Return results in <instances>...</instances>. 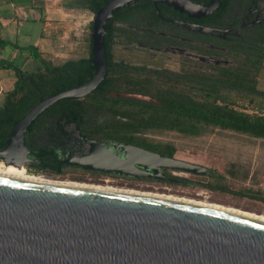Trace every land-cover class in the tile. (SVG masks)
Here are the masks:
<instances>
[{
  "label": "water",
  "instance_id": "95a60500",
  "mask_svg": "<svg viewBox=\"0 0 264 264\" xmlns=\"http://www.w3.org/2000/svg\"><path fill=\"white\" fill-rule=\"evenodd\" d=\"M131 1L137 0H108L94 14V74L82 84L42 96L15 122L0 151L5 164L10 156L24 155L25 130L41 112L58 100L89 94L103 80L105 24L114 10ZM150 1L197 17L211 13L219 2ZM120 147L121 158L92 144L88 159L113 161L119 165L115 170L133 176L151 169L161 178L162 167L196 175L210 170L141 146ZM0 264H264V220L187 200L0 173Z\"/></svg>",
  "mask_w": 264,
  "mask_h": 264
},
{
  "label": "flooded vegetation",
  "instance_id": "af4514ba",
  "mask_svg": "<svg viewBox=\"0 0 264 264\" xmlns=\"http://www.w3.org/2000/svg\"><path fill=\"white\" fill-rule=\"evenodd\" d=\"M107 22L103 80L89 94L58 100L41 112L25 130L24 155L8 157L6 165L16 167L21 162L30 174L87 184L127 180L186 183L190 178L181 175L184 171L167 167L156 178L151 169L144 176H133L115 170L119 165L113 161L91 162L92 144L120 158L124 155L121 144L176 156L142 142L140 130L129 125L139 115L135 108L141 105L147 110L142 113H150L153 107L172 101L200 98L205 95V83L219 79L221 72L235 71L245 56L256 59L263 71L264 0H219L211 13L198 17L164 2L137 0L113 11ZM90 56L88 48L78 57L52 64L65 67L69 74L64 80L70 83L76 79L71 67ZM38 72H24L25 78ZM39 95V99L46 96L41 89ZM18 119L0 120V151ZM99 154L104 158V153ZM0 162L5 164L2 158Z\"/></svg>",
  "mask_w": 264,
  "mask_h": 264
},
{
  "label": "rangeland",
  "instance_id": "374dc122",
  "mask_svg": "<svg viewBox=\"0 0 264 264\" xmlns=\"http://www.w3.org/2000/svg\"><path fill=\"white\" fill-rule=\"evenodd\" d=\"M24 2L30 4L31 0ZM81 2L82 0H45L46 7L53 9L56 15L46 19L43 16V21L49 22L44 28L42 21L33 19L34 15H41L39 8L24 7L18 0H14L16 8L11 5L5 14H0V38L10 39L26 47L36 41L40 44L42 35L45 41L41 44V49L44 51L40 52L46 61L59 64L67 58L78 57L89 48L87 37L91 33L90 23L94 18V13L81 7ZM16 13L22 19L26 15L24 20L10 22L9 16L14 18ZM10 24V32H7ZM30 27L33 28L29 29ZM25 58V53L19 54L11 59V63L23 68L25 73L43 70L38 60L30 57V61L26 62ZM9 72L12 79L16 78L14 69ZM3 74L4 72L0 77ZM257 80L258 88L264 91V70L260 71ZM8 82H0V108L12 102L6 98V93L13 88ZM231 98L236 101L237 108L249 112H264V107L249 104L248 98L234 92L231 93ZM140 133L153 143L172 145L178 158L202 164L212 171L205 175L181 172L182 176L190 178V183L127 180L108 184L207 200L264 215V138L216 126L207 127L200 135L158 128L145 129Z\"/></svg>",
  "mask_w": 264,
  "mask_h": 264
},
{
  "label": "trees",
  "instance_id": "16d2710c",
  "mask_svg": "<svg viewBox=\"0 0 264 264\" xmlns=\"http://www.w3.org/2000/svg\"><path fill=\"white\" fill-rule=\"evenodd\" d=\"M107 1L82 0L81 7L95 14ZM90 29L92 30V21ZM106 29H108V22L105 24ZM90 34L87 37L89 48H91ZM28 48L33 53V57L42 64V71L29 75L30 78L26 79L27 74L18 66L12 63L0 66L14 69L17 75L14 87L6 93V98L12 101L11 104L0 108V120L4 122L10 118L16 120L30 110L39 100V89L47 96L72 87L76 83L86 82V76L94 72L92 56L82 59L81 62L71 67L76 79L68 83L64 78L69 72H65L66 69L63 65H54L52 62L46 61L34 45H29ZM252 58L251 56L242 57L235 71L221 72L219 79L205 83L203 88L205 95L200 98L189 101H172L161 108L153 107L150 113H142L147 110H144L141 105L137 106L135 110L138 111L139 115L133 118L134 122H130L129 125L140 131L158 128L176 130L187 135H200L207 127L216 126L221 129H230L264 138V112H249L237 108L235 106L236 101L231 98V93L234 92L236 95L248 98L249 104L264 107V91L257 86L260 69L256 59ZM63 101L70 100L64 99L58 102ZM141 138L142 142H147L155 150L168 155L175 153V148L172 145L156 144L142 135ZM190 182L191 180H188L186 183Z\"/></svg>",
  "mask_w": 264,
  "mask_h": 264
},
{
  "label": "crops",
  "instance_id": "0c3cea01",
  "mask_svg": "<svg viewBox=\"0 0 264 264\" xmlns=\"http://www.w3.org/2000/svg\"><path fill=\"white\" fill-rule=\"evenodd\" d=\"M24 1L23 0H18V3L19 4H23L24 7L39 8L41 10V15L40 14H36V15H34L33 19H35L34 21H37V20L42 21L43 24H44V28L47 25V23H49V22H46V21L44 22L43 21V16L45 15L44 19H46V18H51V16H55L56 15V13H55V11L53 9L46 7L45 0H31L30 4L27 3V2H24ZM27 1H29V0H27ZM13 3H14V0H10V2H8L7 0H0V14H2V15L5 14L7 12V10L11 7V5H14V8H16V4H13ZM10 16H9L10 22L11 21L14 22V21H16V19L18 21L19 20H24L26 15L24 16L23 19L17 13H16V15H14V18L10 17ZM5 17H6V15H5ZM35 24H36V22H35ZM10 26H11V24L7 27V29H6L7 32H10V30L8 29ZM19 26H22V25L19 23ZM32 28L33 27H30L29 29H32ZM43 41H45V39L41 35L40 36V41H39L40 44H37L38 43L37 41L33 44L41 52L44 51V50L41 49V44L43 43ZM28 47H29V45L24 47L22 45H19L17 42H14V41L10 40V39H6V40L2 39L1 40V38H0V66L2 64L11 63V59L12 58H15V57L19 56V54L22 55L24 53L26 54V57H27V58H25V61L29 62L30 61V57H32V58H34V57H33V53L30 50L27 49ZM21 69L23 70V68H21ZM9 70H10V68H2V67H0V74L4 72L3 76L0 77V82L3 81V80L9 81L8 84L11 83L12 87H14V83H15V81L17 79V75H16V78L13 77V79H12V74H10L11 72H9Z\"/></svg>",
  "mask_w": 264,
  "mask_h": 264
},
{
  "label": "bare ground",
  "instance_id": "6f19581e",
  "mask_svg": "<svg viewBox=\"0 0 264 264\" xmlns=\"http://www.w3.org/2000/svg\"><path fill=\"white\" fill-rule=\"evenodd\" d=\"M0 173L7 174V175L18 176V177L30 178V179L52 181V182H60V183L87 185V186H93V187L109 189V190L127 191V192H134V193L161 196V197L172 198V199L187 200V201H192V202H196V203H201V204H207V205L215 206V207H218V208L230 210V211H233V212H237V213H240V214H244V215H248V216H252V217H256V218L264 220V215L263 214H260V213H257V212H253V211H249V210L240 209V208L233 207V206L220 204V203L208 202L207 200L206 201H202V200H199V199L197 200V199L188 198V197H184V196H177V195H173V194L161 193V192H156V191L155 192L154 191H144V190H138V189H134V188L117 187V186H113V185L87 184V183L71 181V180H53V179L45 178L43 176L30 174L22 166H20L18 168L15 167V166H11V165L7 166L3 162H0Z\"/></svg>",
  "mask_w": 264,
  "mask_h": 264
}]
</instances>
